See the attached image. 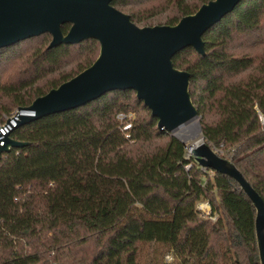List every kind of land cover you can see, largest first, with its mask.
<instances>
[{
    "label": "trees",
    "instance_id": "16d2710c",
    "mask_svg": "<svg viewBox=\"0 0 264 264\" xmlns=\"http://www.w3.org/2000/svg\"><path fill=\"white\" fill-rule=\"evenodd\" d=\"M208 0H111L137 26L173 25ZM69 23L60 24L64 34ZM171 57L188 72L204 143L230 159L264 203V0H239ZM38 35L0 48V114L26 106L91 64L98 42L48 47ZM135 109L124 137L115 114ZM133 90H111L73 109L15 127L25 142L0 154V264H139L141 242L178 258L230 249L258 264L254 208L237 183L201 168L185 144L155 125ZM187 165V167H185ZM210 173V174H209ZM206 200L215 221L200 216Z\"/></svg>",
    "mask_w": 264,
    "mask_h": 264
},
{
    "label": "water",
    "instance_id": "95a60500",
    "mask_svg": "<svg viewBox=\"0 0 264 264\" xmlns=\"http://www.w3.org/2000/svg\"><path fill=\"white\" fill-rule=\"evenodd\" d=\"M111 0H0V48L47 32L48 47L77 43L86 38L98 42V53L90 65L35 97L15 127L30 120L73 109L111 90H133L143 102L156 127L167 132L191 118L196 109L188 95L185 70L173 67L172 55L191 46L204 54L202 33L231 11L239 0H208L193 13L180 17L173 25L137 26L129 16L110 4ZM68 22L63 34L60 24ZM259 117L264 123L263 116ZM14 127V128H15ZM25 142L8 136L1 152L21 147ZM201 168L233 179L254 208V240L258 264H264V203L242 177L234 163L216 154L203 142L189 146Z\"/></svg>",
    "mask_w": 264,
    "mask_h": 264
},
{
    "label": "rangeland",
    "instance_id": "374dc122",
    "mask_svg": "<svg viewBox=\"0 0 264 264\" xmlns=\"http://www.w3.org/2000/svg\"><path fill=\"white\" fill-rule=\"evenodd\" d=\"M134 111L135 109L128 110L131 115H134V113L136 114V112ZM197 118L196 121L187 123L180 129L172 130L169 132V134L179 138L185 144V147L187 146L188 148L189 145L198 142L197 140L201 138ZM208 211V213L210 214L209 203ZM200 216H206L210 221L213 222L217 218V213L212 212L211 216L201 213ZM198 244V239H195L194 250H192L188 255H185L184 258H178L173 253L169 244L157 240L144 241L141 242L138 246L137 260L139 264H236L232 251L225 248L222 244L219 245L220 254L218 255V257L209 255L204 259H199ZM171 252L172 258L165 259V255Z\"/></svg>",
    "mask_w": 264,
    "mask_h": 264
},
{
    "label": "built area",
    "instance_id": "2783aa9c",
    "mask_svg": "<svg viewBox=\"0 0 264 264\" xmlns=\"http://www.w3.org/2000/svg\"><path fill=\"white\" fill-rule=\"evenodd\" d=\"M33 113L34 112L32 110L26 109L25 106H15L8 112L0 114V146L4 145L5 138L10 136V133L14 129L18 117L21 115L32 116ZM115 117L118 121L119 129L123 132L124 137H128V133L126 130L130 126V119H132L133 115H131L130 112H117L115 114ZM7 147L9 149L12 148L9 145H7ZM185 167H187V165ZM195 209L198 211L199 214L204 213L210 216V214L208 213V202L206 200L196 202ZM171 254L172 252L167 253L165 255V259H171Z\"/></svg>",
    "mask_w": 264,
    "mask_h": 264
},
{
    "label": "bare ground",
    "instance_id": "6f19581e",
    "mask_svg": "<svg viewBox=\"0 0 264 264\" xmlns=\"http://www.w3.org/2000/svg\"><path fill=\"white\" fill-rule=\"evenodd\" d=\"M193 121H196V118H191V119L185 121V122L182 123L180 126L174 128L173 130L180 129V128L184 127L187 123H192ZM200 139H201V138H200ZM200 139L197 140V141L200 142ZM198 142H196V143H198ZM189 146H190V145H189ZM186 152H187V155H188L189 152H190V148H189V147L187 148V151H186Z\"/></svg>",
    "mask_w": 264,
    "mask_h": 264
}]
</instances>
